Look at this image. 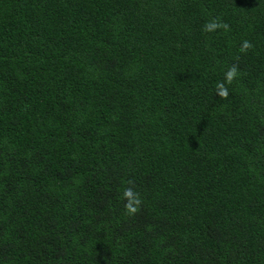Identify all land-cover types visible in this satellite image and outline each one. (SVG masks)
<instances>
[{
  "label": "trees",
  "instance_id": "16d2710c",
  "mask_svg": "<svg viewBox=\"0 0 264 264\" xmlns=\"http://www.w3.org/2000/svg\"><path fill=\"white\" fill-rule=\"evenodd\" d=\"M0 264H264V0H0Z\"/></svg>",
  "mask_w": 264,
  "mask_h": 264
},
{
  "label": "clouds",
  "instance_id": "9594fccd",
  "mask_svg": "<svg viewBox=\"0 0 264 264\" xmlns=\"http://www.w3.org/2000/svg\"><path fill=\"white\" fill-rule=\"evenodd\" d=\"M224 29L227 31L229 29V25L227 22L219 20V18H214L210 21H206L202 26L201 31L205 33H211L216 31L217 29ZM253 48V44L249 40H244L240 46L241 53H247L248 50ZM239 66L238 64H232L229 69L225 73V80L217 82L216 84V95L221 98L226 99L229 95L228 87L226 85H230L234 78L237 77ZM129 183H132L129 181ZM122 198L126 201L124 204L125 211L128 215H135L139 211V207L142 203V199L138 192H135L132 187H126L123 190Z\"/></svg>",
  "mask_w": 264,
  "mask_h": 264
}]
</instances>
